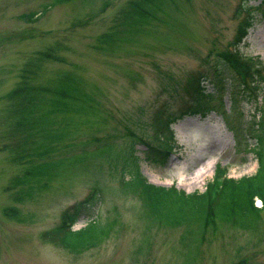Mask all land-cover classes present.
<instances>
[{"label": "rangeland", "instance_id": "rangeland-1", "mask_svg": "<svg viewBox=\"0 0 264 264\" xmlns=\"http://www.w3.org/2000/svg\"><path fill=\"white\" fill-rule=\"evenodd\" d=\"M260 1L0 0V264H264V210L254 229L221 224L197 251L184 227L151 223L137 194L122 190L121 160L99 154L105 135L127 124L139 138L134 147L141 174L154 184L201 192L216 163L233 178L256 173L257 150L264 159V84L262 93L256 85L249 99L237 91L232 101L229 89L239 75L220 59L249 16L239 11L244 5L253 11L252 26L239 51L264 64ZM64 80L98 106L91 124H81L87 118L81 115L66 127L63 117H71L63 113L47 123L45 115L58 106L33 103L38 94L60 98L55 88ZM203 85L211 96L202 100L216 107L206 117L189 112ZM160 112L176 119V148L164 165L143 152L146 142L157 145L161 138ZM63 130L71 137L57 139ZM107 141L119 148L128 140ZM66 157L49 188L37 189L30 168ZM198 169L208 170L193 183ZM94 187L99 197L72 229L93 218L114 224L99 244L71 252L47 233Z\"/></svg>", "mask_w": 264, "mask_h": 264}, {"label": "trees", "instance_id": "trees-1", "mask_svg": "<svg viewBox=\"0 0 264 264\" xmlns=\"http://www.w3.org/2000/svg\"><path fill=\"white\" fill-rule=\"evenodd\" d=\"M262 1L264 2V0ZM145 9L141 8L140 10ZM240 10L241 9H239V11ZM244 11L249 16H244V18H242L244 20L243 25L239 29L240 34H245L249 26L252 25L250 16L252 17L253 11L250 10L249 7H246ZM144 14L146 15V13ZM229 50L230 49L227 48V50L222 53L223 60L227 62L226 68H231L230 66L238 68L237 66H240L242 59L239 60L232 55L227 56L230 52ZM247 59L251 60L250 57H247ZM220 74L222 76L224 73L220 72ZM59 84L61 85L56 87L55 90L63 92V95L57 93L58 96H61L60 98L52 99L44 94H38V99H32L33 103L50 101L58 106L57 112L50 111L45 115V121L47 123L51 122L54 113H63L64 116L68 114V116L71 117L69 119L63 117L66 119V122H64L66 127L71 126L76 117L80 118L81 115L90 117L97 113L98 106L94 100L89 97L90 95L84 93L85 91H79L77 87L74 88V90H70L65 80ZM237 91L240 96L250 94L245 86L241 88L239 84H237V86L233 85L229 89L233 99H235ZM201 92L203 93L202 90ZM26 96H29V91H26ZM203 96L205 95L200 94L198 101H196L194 106L190 109L191 112H200L201 115H205V112L211 109V107L209 109L207 106L205 102L206 99L200 100ZM104 117L105 116L99 117L103 124L106 123ZM169 117V120H174L172 115H169ZM90 121L91 119H85L81 124H87ZM123 128V132L115 130V132L105 135L106 139H103V142L99 145V154L107 153L123 162V169L127 171L130 177L123 183L122 190L135 192L137 194L143 204L144 214L146 213L150 216L153 219L151 221L162 222L170 227L184 225L186 234H190L197 243V249L204 241L206 234L216 230L221 224H231L240 229H254V224L259 218L261 210H264V159L261 151H256L259 165L256 173L253 175L239 178L228 177L225 175L226 169L220 165H216L214 176L212 180L207 182L204 191L186 193L184 190L177 189L175 186H159L146 180L139 170V157L136 155L134 148L136 140L139 139L133 133L134 131L130 126L124 124ZM120 135H124L130 147L122 146L116 148L112 142L107 141L113 136ZM55 137L57 139L70 138L71 131L63 130ZM172 137L173 133L169 128L165 133V139L162 140L161 143L157 145H148L144 150L146 160L153 164L164 165L168 159V151L172 148ZM93 139L97 140L98 138L93 137ZM258 140H260L259 137ZM119 153L120 157H116L115 155ZM68 160L67 157L54 158L45 164L31 167L29 174L34 181L38 182L37 189L41 190L44 187L49 188L47 186L50 180L56 177L60 170H63ZM73 161L76 162L77 160ZM128 163L133 164L131 169L125 167ZM255 197H259L262 200V208L255 206ZM84 207L88 208L90 204L77 203L74 209L65 212L64 219L66 223L68 222L67 226L65 222L62 221L52 232L49 231L47 233L50 234L51 237L55 236L57 241L71 252L78 253L91 246L97 245L107 237V234L114 224V221L104 224L100 219L93 218L88 220L83 227L72 230L70 225L76 221ZM238 264L244 263L240 261Z\"/></svg>", "mask_w": 264, "mask_h": 264}, {"label": "bare ground", "instance_id": "bare-ground-1", "mask_svg": "<svg viewBox=\"0 0 264 264\" xmlns=\"http://www.w3.org/2000/svg\"><path fill=\"white\" fill-rule=\"evenodd\" d=\"M211 167V164H210ZM208 169L204 170L203 172H201V170H196L194 173H192L191 179L193 180V183H195L196 181H198V179L202 178L204 176V174L206 173Z\"/></svg>", "mask_w": 264, "mask_h": 264}]
</instances>
